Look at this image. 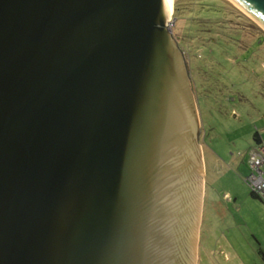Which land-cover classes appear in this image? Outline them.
<instances>
[{"label":"water","instance_id":"95a60500","mask_svg":"<svg viewBox=\"0 0 264 264\" xmlns=\"http://www.w3.org/2000/svg\"><path fill=\"white\" fill-rule=\"evenodd\" d=\"M264 30V0H230ZM170 0H0V264H196L202 120Z\"/></svg>","mask_w":264,"mask_h":264},{"label":"rangeland","instance_id":"374dc122","mask_svg":"<svg viewBox=\"0 0 264 264\" xmlns=\"http://www.w3.org/2000/svg\"><path fill=\"white\" fill-rule=\"evenodd\" d=\"M208 1L174 0L172 13L174 34L182 50H187L184 53L202 120L200 144L206 178L195 261L198 259L196 264H264V201L253 195L245 181L253 173L249 150L256 143L255 133L259 132L264 140L263 58L260 64L258 59H249L245 53L238 52L239 34L227 32L231 37L227 42L228 36L218 39L227 48L212 55L209 52L216 46L207 48L202 67L199 59L204 57V46L196 41L198 33L192 26ZM211 1L223 7V20H226L204 19L215 25L212 35H222L220 28L225 23L232 28L249 27L252 23L264 32L232 1ZM248 32L251 37L246 35V41L255 36L249 29Z\"/></svg>","mask_w":264,"mask_h":264},{"label":"trees","instance_id":"16d2710c","mask_svg":"<svg viewBox=\"0 0 264 264\" xmlns=\"http://www.w3.org/2000/svg\"><path fill=\"white\" fill-rule=\"evenodd\" d=\"M177 9H178L177 10V12H178L180 10L179 5H178ZM222 10H223V7H220V5L217 2L209 0L208 2H206L203 5V8H202L200 15H198V17L195 19V22L192 26L194 28V30H196V32L198 33L196 41L198 42V44H202L204 46V52H203L204 57L203 58L200 57L202 59H199L202 67H204V65H205L204 59H205V54L208 53L207 48L216 46L212 50L213 52H211V53L209 52V54H211V55L214 54L217 50L223 51L225 48H227L221 44L222 43L221 40H218V39H223V37L225 35V36H228L226 38V42H227V40L229 38H231L230 35L227 34V32H234V33L239 34V36H237L238 38L236 39V41L238 43L237 49H240L238 52H242L243 54L245 53L248 57H250L249 59H258L260 64H261L260 60H262V58H263L262 63H264V32L262 30L257 29L254 24L251 23L249 27L243 25V27L242 26H240V27L235 26L234 28H232L231 26H227L225 23L223 25V27L220 28V31H223L222 35H219V34H216L215 36L212 35L213 29H215V25L214 24L212 25L208 21L204 22V19H210L213 22H215V21L220 22L218 19H221L222 21H226V20H223L224 14L222 13ZM203 23H207V24H203ZM208 26L210 27L209 29L203 28V27H208ZM248 29L250 30L251 33H254L253 35H255L256 37L253 36V38L249 39V41H246V35L249 36ZM202 31H205V32H202ZM206 35H208V36H206ZM249 37H251V36H249ZM223 41L225 42V40H223ZM186 51L187 50H185L184 52L186 53ZM254 139H255L256 143L249 150V157H250L249 164H250L252 169H253V167L251 164V158H252L251 152H253L256 149H260V148L264 147V140H263V138L259 132L255 133ZM262 169L264 170V167ZM253 173H255L254 169H253ZM249 176H247L245 178V181L247 182V184L251 188L253 195L255 197H259L260 199H262L264 201V196L261 193L257 192L250 185L249 180H248Z\"/></svg>","mask_w":264,"mask_h":264},{"label":"built area","instance_id":"2783aa9c","mask_svg":"<svg viewBox=\"0 0 264 264\" xmlns=\"http://www.w3.org/2000/svg\"><path fill=\"white\" fill-rule=\"evenodd\" d=\"M251 154V164L255 173H252L248 180L250 185L264 196V170L262 169L264 167V147L254 150Z\"/></svg>","mask_w":264,"mask_h":264},{"label":"bare ground","instance_id":"6f19581e","mask_svg":"<svg viewBox=\"0 0 264 264\" xmlns=\"http://www.w3.org/2000/svg\"><path fill=\"white\" fill-rule=\"evenodd\" d=\"M174 6V0H170V8H171V11H173V7Z\"/></svg>","mask_w":264,"mask_h":264}]
</instances>
